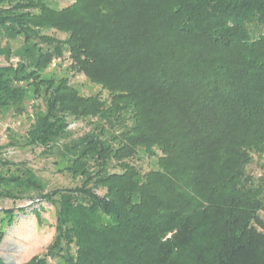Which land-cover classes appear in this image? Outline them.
I'll list each match as a JSON object with an SVG mask.
<instances>
[{"label":"trees","instance_id":"obj_1","mask_svg":"<svg viewBox=\"0 0 264 264\" xmlns=\"http://www.w3.org/2000/svg\"><path fill=\"white\" fill-rule=\"evenodd\" d=\"M0 58V113L33 114L8 145L80 181L46 191L0 160V198L54 210L51 243L23 264H264V164L258 184L247 174L264 156V0H0ZM67 59L102 91L46 77Z\"/></svg>","mask_w":264,"mask_h":264},{"label":"rangeland","instance_id":"obj_2","mask_svg":"<svg viewBox=\"0 0 264 264\" xmlns=\"http://www.w3.org/2000/svg\"><path fill=\"white\" fill-rule=\"evenodd\" d=\"M75 0H45L53 8L61 9L72 4ZM6 64L4 58H0V66ZM70 60H55L46 71V77H69L70 82L82 95L92 96L102 91L101 87L91 83L83 74H77L69 69ZM103 97L107 93L102 92ZM33 119L32 109L29 105L28 112L22 116L12 113H0V160L3 158L13 163L26 162L38 175L46 191L59 187H73L80 181L57 171L55 160L51 156L44 155L40 149L24 148L22 146H9L8 129L14 131L17 139H23ZM70 129L75 135L83 133L84 122H73ZM138 162V161H137ZM148 171L157 167L156 158H143L139 163ZM264 156L254 155L253 162L247 167V174L255 179L258 184L263 175ZM8 167V166H7ZM13 167H4L0 163V173L7 172ZM32 202L29 199L14 201L13 199L0 198V209L25 208L24 213L16 212L13 225L4 224L1 230L4 232L0 243V257L5 264H23L35 256H41L51 243L55 234L54 210L50 205H45L38 218L32 211ZM38 207V206H36ZM3 216V215H2ZM264 219V210L262 212Z\"/></svg>","mask_w":264,"mask_h":264}]
</instances>
